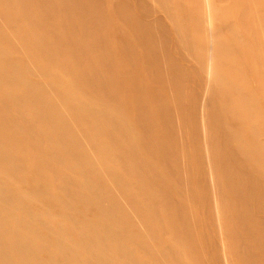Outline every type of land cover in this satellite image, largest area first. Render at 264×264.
<instances>
[{
    "label": "bare ground",
    "instance_id": "6f19581e",
    "mask_svg": "<svg viewBox=\"0 0 264 264\" xmlns=\"http://www.w3.org/2000/svg\"><path fill=\"white\" fill-rule=\"evenodd\" d=\"M0 264H264V0H0Z\"/></svg>",
    "mask_w": 264,
    "mask_h": 264
},
{
    "label": "rangeland",
    "instance_id": "374dc122",
    "mask_svg": "<svg viewBox=\"0 0 264 264\" xmlns=\"http://www.w3.org/2000/svg\"><path fill=\"white\" fill-rule=\"evenodd\" d=\"M119 7H120L119 8L120 12L118 15H115V19H113V21H111L110 13L107 11L108 9L107 8L105 9L106 10L105 23L110 25V22H115V24L117 25V31L112 33L110 32L106 36L107 39L106 54L111 59L112 63H114V66L116 68L114 71L115 78L118 80V85L117 84L116 85L118 86L119 90L123 89V91L121 90L122 97H126V94L131 92L132 86L135 85V87L139 90V94L142 97L141 100L143 101L144 105L146 104L149 105V103H153L154 101L152 99V94H159L162 97L164 96L163 86L159 85L154 81L152 72L154 71L155 67H153L151 63L146 61V59H143V54L145 53V50L141 46L142 39L137 35L135 31L129 28L126 24L127 23L126 19L130 17V13L127 11L125 6L120 5ZM161 37L163 39L168 38L166 34H163ZM170 40L172 41V38H170ZM163 44L164 42L162 43V46ZM162 48L165 54H167L169 47L164 46ZM165 59L166 57H164V60ZM123 108L125 109V111H127V113L130 116L131 113L133 115L134 112L136 113L135 110H137L136 107H133L131 104H127V103L123 104ZM198 140L200 141L199 138ZM213 143L216 144L217 139L213 141ZM216 147L219 150L221 149V152H223L222 156L223 158H225L226 156L223 151L224 145L223 147L219 145ZM200 180L205 185L206 189H208V181L210 183V177L207 174H203ZM203 194L205 196L207 193H203ZM220 195L226 196V193ZM258 199L259 201L262 199L261 195L258 197ZM248 201L249 200L247 196H244L239 201H235L234 199H231V202H234L232 203L233 205H236L239 202L242 203L243 205V207L241 206L242 212L250 213L252 209L259 208L258 205H255V208H245L244 204ZM199 203L201 205V202ZM102 206L105 205L103 204ZM203 206L206 207V204H203ZM87 211L91 212L92 209L88 208ZM212 222L214 221L209 216L208 218L204 219V221H202L204 227L206 225H208L209 227V223ZM208 254L212 255V253H208Z\"/></svg>",
    "mask_w": 264,
    "mask_h": 264
}]
</instances>
